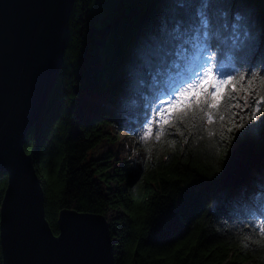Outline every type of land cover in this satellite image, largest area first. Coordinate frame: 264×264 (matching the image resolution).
Returning <instances> with one entry per match:
<instances>
[{
    "label": "trees",
    "instance_id": "1",
    "mask_svg": "<svg viewBox=\"0 0 264 264\" xmlns=\"http://www.w3.org/2000/svg\"><path fill=\"white\" fill-rule=\"evenodd\" d=\"M254 2L257 9L264 7ZM154 11L145 0H75L64 66L24 143L36 161L46 217L58 234L62 209L106 216L116 264H264V162L238 185L205 183L231 153L221 139L229 137L230 109H223V121L214 125L191 118L174 126L183 135L137 139L145 151L139 169L134 158L92 155L104 138L117 140L105 125H137L158 87L173 86L194 69L190 55L177 48L159 86L153 78L120 107L113 103L105 49L113 42L121 53L130 49ZM220 59L232 63L229 55ZM7 185L8 175L0 171V208ZM225 195L233 197L228 212L212 210Z\"/></svg>",
    "mask_w": 264,
    "mask_h": 264
},
{
    "label": "snow or ice",
    "instance_id": "2",
    "mask_svg": "<svg viewBox=\"0 0 264 264\" xmlns=\"http://www.w3.org/2000/svg\"><path fill=\"white\" fill-rule=\"evenodd\" d=\"M145 2L155 6V11L139 29L133 46L121 53L113 42L105 49L106 86L113 103L120 107L129 94L153 78L159 86L176 59L177 48L190 55L195 68L173 86L162 91L158 87L159 94L143 110L137 125L121 126L139 141L159 140L183 135L174 126L183 125L186 119L198 118L209 125L223 121L221 112L227 108L232 113L231 124L225 129L229 137L221 139L230 152L243 146L249 155L259 154L264 162V91H259L264 83V7L257 9L254 0ZM260 2L264 5V0ZM222 54L229 55L232 63L222 62ZM225 159H230L227 152ZM228 174L226 163L205 183L220 184ZM232 198L225 195L223 203L212 210L227 213ZM2 222L0 215V225ZM81 224L87 234L88 222ZM62 236L58 233L56 238Z\"/></svg>",
    "mask_w": 264,
    "mask_h": 264
},
{
    "label": "water",
    "instance_id": "3",
    "mask_svg": "<svg viewBox=\"0 0 264 264\" xmlns=\"http://www.w3.org/2000/svg\"><path fill=\"white\" fill-rule=\"evenodd\" d=\"M74 4L0 0V171L8 175L0 208L3 264H116L110 224L101 213L62 209L58 227L63 236L56 238L34 155L24 145L64 66ZM229 157L223 186L242 183L261 163L259 154L249 155L243 146Z\"/></svg>",
    "mask_w": 264,
    "mask_h": 264
},
{
    "label": "rangeland",
    "instance_id": "4",
    "mask_svg": "<svg viewBox=\"0 0 264 264\" xmlns=\"http://www.w3.org/2000/svg\"><path fill=\"white\" fill-rule=\"evenodd\" d=\"M195 68V67H194ZM106 130L117 138L116 141L104 138L96 148L93 150L92 155L94 158H99L108 152L115 153L117 157L121 158H134L136 161L137 169L140 167L142 159L145 157V151L137 143V138L134 134L130 133L126 127L108 126L105 125ZM244 264H256L254 262H245Z\"/></svg>",
    "mask_w": 264,
    "mask_h": 264
}]
</instances>
